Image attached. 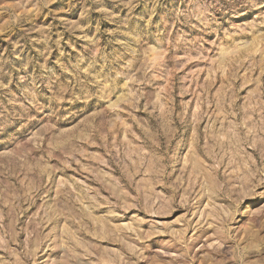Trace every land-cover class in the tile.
Returning a JSON list of instances; mask_svg holds the SVG:
<instances>
[{"label": "rangeland", "instance_id": "374dc122", "mask_svg": "<svg viewBox=\"0 0 264 264\" xmlns=\"http://www.w3.org/2000/svg\"><path fill=\"white\" fill-rule=\"evenodd\" d=\"M0 264H264V0H0Z\"/></svg>", "mask_w": 264, "mask_h": 264}]
</instances>
